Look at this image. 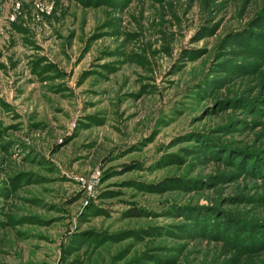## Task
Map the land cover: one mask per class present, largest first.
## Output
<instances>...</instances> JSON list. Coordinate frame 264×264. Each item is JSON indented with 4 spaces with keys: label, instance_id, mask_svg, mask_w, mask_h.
I'll use <instances>...</instances> for the list:
<instances>
[{
    "label": "rangeland",
    "instance_id": "rangeland-1",
    "mask_svg": "<svg viewBox=\"0 0 264 264\" xmlns=\"http://www.w3.org/2000/svg\"><path fill=\"white\" fill-rule=\"evenodd\" d=\"M0 264H264V0H0Z\"/></svg>",
    "mask_w": 264,
    "mask_h": 264
},
{
    "label": "trees",
    "instance_id": "trees-1",
    "mask_svg": "<svg viewBox=\"0 0 264 264\" xmlns=\"http://www.w3.org/2000/svg\"><path fill=\"white\" fill-rule=\"evenodd\" d=\"M132 216H137L139 215L138 212L135 209H132L131 212L129 213Z\"/></svg>",
    "mask_w": 264,
    "mask_h": 264
}]
</instances>
